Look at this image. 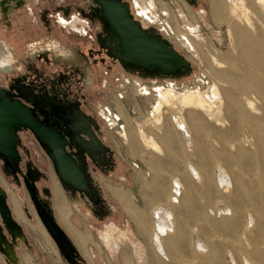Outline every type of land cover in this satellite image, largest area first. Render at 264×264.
Returning <instances> with one entry per match:
<instances>
[{
  "label": "rangeland",
  "instance_id": "obj_1",
  "mask_svg": "<svg viewBox=\"0 0 264 264\" xmlns=\"http://www.w3.org/2000/svg\"><path fill=\"white\" fill-rule=\"evenodd\" d=\"M2 1L0 88L51 111L54 104L37 95L74 105L98 123L94 130L110 149L111 165L98 168L87 158L101 197L93 203L65 189L45 148L29 130L19 132L20 168L26 175L30 164L38 172L30 184L50 213L56 184L74 217L92 212L86 231L70 219L85 234L78 245L89 264H264V52L242 38L244 31L260 36L264 46V0H245L247 17L236 0H122L145 29L160 34L189 62L176 75L148 73L115 58L94 0H9L6 9ZM138 4L148 5L154 19L138 16ZM61 18L80 20L74 27ZM24 76L33 79L27 86L38 83L44 90L22 95L14 86ZM168 90L198 93L203 105L161 100ZM7 170L2 162L0 190L8 204L16 196L26 220L19 223L22 234L9 239L13 255L9 248L6 254L0 250V264H85L66 233L74 250L70 257L61 252L24 176ZM111 186L129 190L137 208L129 209L122 231L105 215L113 212L109 217L116 223L123 216ZM75 195L85 201L80 204ZM36 224L43 232L31 230Z\"/></svg>",
  "mask_w": 264,
  "mask_h": 264
},
{
  "label": "water",
  "instance_id": "obj_2",
  "mask_svg": "<svg viewBox=\"0 0 264 264\" xmlns=\"http://www.w3.org/2000/svg\"><path fill=\"white\" fill-rule=\"evenodd\" d=\"M95 9L113 40L115 58L124 66L144 69L148 73L176 75L182 69L189 68V62L160 34L145 29L131 14L129 5L122 0H94ZM196 3V0H188ZM74 125H66L61 132L49 127L36 114V110L27 101L0 88V159L8 167L7 172L24 176V181L36 205L41 221L65 256H72L73 247L66 240L63 230L55 222L46 203H42L33 191L31 181L38 177V172L27 166L24 175L20 168L22 155L18 145L19 132L29 130L39 144L45 148L52 161L56 175L65 189L80 192L93 203L101 201L96 193L91 174L88 172L87 158L99 167L111 165L108 157L109 148L100 140L97 122H91L84 116L72 120ZM95 129V130H94ZM75 149V150H73ZM94 171V169H93ZM2 191V190H1ZM3 226L11 233L12 240L22 234V227L15 219L7 201V195L0 193V235ZM70 254V255H69ZM74 257V256H73Z\"/></svg>",
  "mask_w": 264,
  "mask_h": 264
},
{
  "label": "crops",
  "instance_id": "obj_3",
  "mask_svg": "<svg viewBox=\"0 0 264 264\" xmlns=\"http://www.w3.org/2000/svg\"><path fill=\"white\" fill-rule=\"evenodd\" d=\"M176 2L178 3V0H176L175 3ZM2 162L5 163L3 160H0V165H2ZM104 170L101 171V173L99 172L100 175H101V177H102V179H103V182H104V180L106 181V178H107V174L104 172ZM94 176H95V178L97 180L96 183H97V187H98L101 182H100L99 177L97 176V174H94ZM105 185H107L109 187L108 184H105ZM111 187H112L111 188V192L114 195V199H115L116 203L119 204V209L122 212V215L123 216H121L120 223L119 222L116 223V221H113V218L109 217L110 215H113V212H110L109 210H107L106 213H105V215H106L107 221L111 223L110 225H112L116 229L122 231V230H124V228H125L124 226H126V223H128L129 222V219H130L129 218V215H128L129 209H131V210L132 209L133 210L136 209L135 211H137V208L135 206V203L132 202V199L130 197L131 196V192L129 190L124 189V187H118V186H115V187L111 186ZM123 193H124V195H123ZM57 194L60 196V200L62 202V212L61 211L59 212V209H58V197H57ZM128 194H129V197H128ZM54 195H55V198H54V202H53V205H52V209H53V215H54V218H55L56 222L58 223V225L60 226V228L63 230L64 233H66V235L69 237L70 241L72 242L73 247L76 250L78 260H81V261L85 262V264H89V260L82 253L81 248L78 245V243L81 241V239H83V236H85V234H83V236L81 237V233L77 232L76 230H74L71 227V225H72L71 223L72 222H70L71 221L70 219H72L74 221V223H76L81 228L82 231H86L85 230V225H84L85 223L84 222H87L89 220L88 219V216H92V212H87L86 214L83 215V217H80V216L74 217L72 215L70 209H69L68 200H67L66 196L58 188V185L57 184L54 186ZM74 197L77 199V201L80 204H82L83 201H85L84 199H81V196H79V195L78 196L75 195ZM122 198H123V200H122ZM125 198H126V200H125ZM10 204H11V207H12V210H13V213H14L16 219L18 221L24 222L25 221V217L22 214L21 206H20L19 201L16 198V196H14V195L11 196V198H10ZM77 218H78V222H77ZM79 220L82 223H80ZM33 226L34 225H30L31 230H32V227ZM91 226H92V228H94L93 225H91ZM5 247L6 246H4V248H0V250L2 251V253H5V251L8 250V247L6 249H5Z\"/></svg>",
  "mask_w": 264,
  "mask_h": 264
},
{
  "label": "flooded vegetation",
  "instance_id": "obj_4",
  "mask_svg": "<svg viewBox=\"0 0 264 264\" xmlns=\"http://www.w3.org/2000/svg\"><path fill=\"white\" fill-rule=\"evenodd\" d=\"M8 2H9V0H3L2 1V7L4 9H6L5 4L8 3ZM18 4H20V2ZM73 20H75V21L69 22V21H66L65 19L61 18V22L63 24L71 23V25H73L75 27L76 26V22H79L80 19L78 20V18H76V19H73ZM83 30H85V28H83ZM110 40H111V37H110ZM26 82L27 83L30 82L32 84V86H33V79H31L29 81V78L27 76L22 77V79L20 78L18 80V82H17V86H14L15 88L18 89V91L22 95L25 94L27 97H29L31 95L36 96L37 94L36 95L34 94L35 92L33 91V88H34V90H37V88H39V90H44V89H41V87H40L41 85L39 86V84L37 82H35V83H37V87L36 88L35 87L32 88V86L31 87L27 86ZM42 88H46V87L42 86ZM15 96L20 98V99H22L21 96L18 95V94H15ZM36 97H38V99H37L38 101L42 102V101H44L43 99H45L46 101H49V102L51 101L54 104V109H52V111L47 109V108H44L41 105H38V106H35V107L32 105L33 108L36 110L37 116L42 121L47 122L49 127L56 128V129L60 130L63 133H64L65 130H67L66 125H70L71 127L74 125V123L72 121L73 119L77 120L78 117H80V118H81V116L85 117V115L81 114L79 112V110L77 108H75L74 105H72V104H64V102L61 99H59L57 96H46L45 97L43 95H37ZM61 107H64V108L62 109ZM1 192L2 191L0 190V193ZM9 202H10V200H9ZM42 203H44V202H42ZM19 204H20V202H19ZM20 206H21L22 214L24 216V209H23L21 204H20ZM10 207H11V204H10ZM11 209H12V207H11ZM12 213H13V210H12ZM13 215H14V213H13ZM14 217H15V215H14ZM15 219H16V217H15ZM54 220H55V218H54ZM18 222L20 223L21 221H18ZM24 222H21V223H24ZM55 222H56V220H55ZM57 225H58V223H57ZM32 230L33 231H37V232H39V231L43 232L41 226H39V225H34L32 227ZM9 239L13 242L12 237H11V233L9 232V230H7L3 226V233L0 235V248H4V246L6 245V248L8 247L9 250H10L9 253L13 255L12 249H11V246H10L12 243L9 242Z\"/></svg>",
  "mask_w": 264,
  "mask_h": 264
},
{
  "label": "bare ground",
  "instance_id": "obj_5",
  "mask_svg": "<svg viewBox=\"0 0 264 264\" xmlns=\"http://www.w3.org/2000/svg\"><path fill=\"white\" fill-rule=\"evenodd\" d=\"M216 1V0H215ZM221 1V0H220ZM234 2H235V0H233ZM237 1V4L239 5L238 7L240 8V10H242L243 11V13L245 14V12L247 11V9H249V8H247L246 9V11H245V8H246V5H244V3H246L245 2V0H236ZM258 2V1H257ZM217 3H219L218 2V0H217ZM217 3H216V6H218L217 5ZM221 3V2H220ZM213 4V3H212ZM212 4H210V5H212ZM245 6V8L244 7H242L243 5ZM262 4V3H261ZM221 5V4H220ZM231 5H232V3H231ZM162 6V5H161ZM233 6V5H232ZM232 6H230V7H232ZM229 7V8H230ZM237 7V6H236ZM237 7V8H238ZM256 7V6H255ZM212 8H213V6H212ZM211 8V9H212ZM237 8H234V9H237ZM214 10H215V7L213 8ZM218 9V8H217ZM231 9V8H230ZM229 9V11H231V14H232V10H233V8H232V10H230ZM220 10V9H219ZM240 10H237V11H240ZM164 11V10H163ZM213 11V10H212ZM216 11V10H215ZM222 11V10H221ZM241 11V12H242ZM218 12V10L216 11V13ZM263 12V11H262ZM226 13V12H225ZM237 13V12H236ZM231 14H230V16H231ZM240 14V18H241V13H239ZM238 14V15H239ZM244 14H242V15H244ZM264 14V13H263ZM216 15V14H215ZM234 15H235V13H234ZM246 15V14H245ZM213 16V15H212ZM219 16V15H218ZM236 16V15H235ZM216 17V16H215ZM233 17V16H232ZM245 17H247V15L245 16ZM245 17H242V18H245ZM229 18H231V17H229ZM235 18V17H234ZM242 18H241V20H242ZM214 19V18H213ZM216 19L217 20H219L217 17H216ZM216 19H215V21H216ZM233 19V18H232ZM236 19V18H235ZM246 19V18H245ZM250 18H248V20H249ZM234 20V19H233ZM244 20V19H243ZM236 21V20H235ZM245 21V20H244ZM253 21V20H252ZM231 22H232V20H231ZM230 22V23H231ZM249 22V21H248ZM261 22V21H260ZM232 25V24H231ZM256 31V30H255ZM262 34V33H261ZM259 36V35H258ZM262 36V35H261ZM242 38H243V40H245V41H247L248 43H251V44H259V48H258V51L259 50H261V52H262V54H263V52H264V46H261L262 45V39L263 38H261L260 36L259 37H257V38H254V36H252V35H250V34H248V33H246L245 31H244V33H243V36H242ZM113 39L111 38V51H115V48H114V44H113V41H112ZM250 44V45H251ZM261 44V45H260ZM252 45V46H253ZM257 46V45H256ZM253 48V47H252ZM257 50V49H256ZM260 52V53H261ZM261 57H263L262 55H260ZM262 61V60H261ZM263 62V61H262ZM261 68H263V66L264 65H262V63H261ZM196 91V90H195ZM262 91L264 92V89L262 88ZM261 91V92H262ZM161 94V93H160ZM164 98V100L165 99H167V100H170V101H178V102H181V103H183V104H186V105H188V106H193V105H197V104H199V106H200V104L202 103L201 102V96L198 94V93H193V92H187V93H182V94H179V95H177V93H175V92H173V91H170V90H168V91H166L165 93H164V95L162 94V96H161V100ZM163 100V101H164ZM159 104V103H158ZM157 104V109H158V111L157 112H159V108H160V106L162 105H158ZM170 104V103H169ZM201 105H203V104H201ZM199 106H197V107H199ZM196 107V106H195ZM121 108V107H120ZM119 108V109H120ZM156 109V110H157ZM121 111H122V109H121ZM123 112V111H122ZM156 112V111H155ZM121 114V113H120ZM157 120V119H156ZM128 124V123H127ZM182 129V128H181ZM183 131V130H182ZM143 134V133H142ZM127 136V135H126ZM142 140V139H141ZM128 141H129V139H128ZM131 143V142H130ZM154 144V143H153ZM129 145H132V144H129ZM156 146V145H155ZM150 147V146H149ZM130 149V148H129ZM132 151V150H131ZM263 170H264V163H263ZM262 169V168H261ZM229 176V175H228ZM240 178V177H239ZM236 182V181H235ZM237 182L239 183V185L240 184H242V181L241 180H239L238 178H237ZM238 185V186H239ZM242 186V185H241ZM243 187V186H242ZM250 189V188H249ZM261 190H264V188L261 186ZM264 192V191H263ZM58 193V192H57ZM122 193V192H121ZM120 193V194H121ZM127 193V192H126ZM125 193V194H126ZM123 195H124V193H123ZM126 196V195H125ZM57 197H58V209H59V212L61 211L62 212V202H61V200H60V196L57 194ZM123 197V196H122ZM127 197V196H126ZM128 197H129V194H128ZM131 197V196H130ZM119 199V198H118ZM121 199V198H120ZM128 199V198H127ZM130 199V198H129ZM122 200H123V198H122ZM125 200H126V198H125ZM124 200V201H125ZM128 202V201H127ZM124 203V202H123ZM125 204V203H124ZM127 204V203H126ZM12 210V209H11ZM130 211V210H129ZM134 214V213H133ZM135 215V214H134ZM133 215V216H134ZM130 216H132V214H130ZM136 217V216H135ZM135 217H133V218H135ZM164 218V217H163ZM135 219H137V218H135ZM138 220V219H137ZM18 222V221H17ZM19 223V222H18ZM139 228V227H138ZM142 228V227H141ZM161 230V229H160ZM84 238V237H83ZM87 238V237H86ZM202 246V245H201ZM25 259H27V258H25ZM126 260V259H125ZM126 262V261H125Z\"/></svg>",
  "mask_w": 264,
  "mask_h": 264
},
{
  "label": "built area",
  "instance_id": "obj_6",
  "mask_svg": "<svg viewBox=\"0 0 264 264\" xmlns=\"http://www.w3.org/2000/svg\"><path fill=\"white\" fill-rule=\"evenodd\" d=\"M138 2L143 3L141 0H138ZM147 7H148V5L145 6V7H143V8H146V9L144 10V9L142 8V6H140V5L138 4V8H137V10H136V13H137L138 16L143 17L144 20L147 19V20L151 21L150 19H154V18L151 16V14L153 13V11L147 9ZM152 15L154 16V14H152ZM149 16H151V17L149 18ZM153 22H154V21H153ZM140 23H141V22H140ZM141 24H142V23H141Z\"/></svg>",
  "mask_w": 264,
  "mask_h": 264
}]
</instances>
